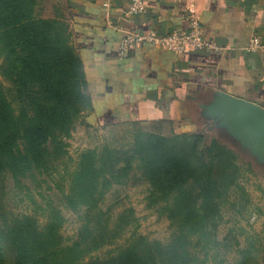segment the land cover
<instances>
[{
    "label": "rangeland",
    "instance_id": "rangeland-1",
    "mask_svg": "<svg viewBox=\"0 0 264 264\" xmlns=\"http://www.w3.org/2000/svg\"><path fill=\"white\" fill-rule=\"evenodd\" d=\"M21 2L24 14L30 17L40 32L47 33L45 43L42 41L45 45L35 50L33 61L36 64L46 63L51 68L53 55L57 53L63 57L60 54L63 49H67L76 58L77 53L72 44L69 21L62 0ZM4 7L0 2V13ZM2 39L0 36L1 41ZM67 69L64 70L66 75ZM14 70L9 67L6 49L0 43V85L7 101H16L13 107L18 115L25 109L26 100L18 97L21 89L16 87L19 80ZM69 70L78 75L72 66ZM13 76L15 77L11 79ZM40 86L41 84L31 85V88L38 91ZM76 88L78 104L76 110L71 113L69 133L62 137L65 155L47 171L36 173L34 178L22 180L18 188H13L10 179L5 180L1 202L4 218L24 216L35 220L40 228H44L48 220L53 218L50 210L54 209L61 219L55 237L60 246H70L79 240L80 230L87 219L90 220L89 228L92 230H96L97 220L111 229L114 228V233L108 237L109 241L82 256L85 264L91 259L106 261L110 257H116L120 251L138 239H142L153 249L158 264H171L172 250H179V247L189 252L187 259L192 260L190 264H264L263 164L256 163L253 157L242 153L223 133L209 132L195 110L188 112L185 116L192 124L193 131L186 134H201L205 138V147L211 140H215L220 147L226 149L224 152L231 155L224 158L222 165L217 164L213 169L219 193L215 202L217 212L208 222L207 229L203 233L197 231L193 234L181 231L177 224L179 218L172 220L169 218L170 214L164 211L165 206L172 202L171 197L160 199L159 195L153 194L141 166L140 155H134L144 143L147 145L150 139H153L158 150L170 157L177 148H182L181 143L184 140L183 137L176 140L174 136L184 133L176 131V134L168 124H92L88 121L90 107L85 90L83 87L79 88V85ZM34 111L35 108L31 111V116H34ZM212 151L217 152L216 149ZM87 152H95L98 157L112 152L114 158L111 161H115L117 167L122 169L134 154L130 168L124 172L123 177H119L118 181L105 190L104 197L98 203L100 209L94 210L93 215H85L84 210L80 211L83 214L74 212L67 207L65 201L72 184L71 176L78 161ZM204 156L208 162V156ZM191 187V181L184 185L187 199H194L196 194ZM100 212L103 216L100 214L97 218V213Z\"/></svg>",
    "mask_w": 264,
    "mask_h": 264
},
{
    "label": "trees",
    "instance_id": "trees-1",
    "mask_svg": "<svg viewBox=\"0 0 264 264\" xmlns=\"http://www.w3.org/2000/svg\"><path fill=\"white\" fill-rule=\"evenodd\" d=\"M0 2L5 6L0 13V36L3 37L0 43L6 49L9 67L16 69L14 72L19 80L16 87L21 89L18 97L26 100L25 109L16 115L13 107L16 101H7L0 85V264H85L82 256L109 241L108 237L114 233V228L97 220L94 231L89 228L90 220L87 219L80 230L79 240L70 246H60L55 237L61 219L54 209L50 210L53 218L48 220L44 228L28 217L4 218L1 202L5 180L10 179L13 188H18L22 180L47 171L65 155L62 137L69 133L71 113L78 104L76 86L85 90V81L78 56L74 58L67 49L60 50L63 57L57 53L53 55L51 68L46 63L36 64L33 61L35 50L45 43L47 33L40 32L30 17L24 14L21 0ZM71 66L78 75L69 70ZM66 68L68 75L64 71ZM37 84H41L40 91H33L31 85ZM87 100L89 106L88 97ZM34 108V116H31ZM182 137V148H177L170 157L158 150L153 139L147 145L144 143L137 150L139 152L133 155H140L141 166L153 194L159 195L160 199L171 197L172 202L164 208L170 214L169 218H179L177 224L181 231L203 233L217 212L215 202L219 189L213 169L217 164L222 165L224 158L231 154L224 152L226 149L215 140L205 147V138L201 134L174 136L176 140ZM213 149L217 152L214 153ZM204 154L208 156V162ZM112 158V152L99 157L95 152H87L82 156L65 196L70 210H84L85 215H93L94 210L100 209L98 203L104 197L105 190L119 177H123L132 163L130 158L122 169L117 167L115 161H111ZM188 181L192 182L191 188L196 191L194 199L186 197L184 185ZM100 214L103 216L100 212L97 218ZM156 251L159 253V249ZM188 256L189 252L182 247L173 249L171 264H190L192 260H188ZM158 263L153 249L138 239L116 257L106 261L91 259L86 264Z\"/></svg>",
    "mask_w": 264,
    "mask_h": 264
},
{
    "label": "crops",
    "instance_id": "crops-1",
    "mask_svg": "<svg viewBox=\"0 0 264 264\" xmlns=\"http://www.w3.org/2000/svg\"><path fill=\"white\" fill-rule=\"evenodd\" d=\"M62 3L82 66L90 123L168 124L175 133L191 132L185 115L195 110L204 124L200 105L216 91L264 109V0H142L145 13L131 17L124 0ZM190 17L216 51L175 54L139 45L119 57L125 31L167 34L185 28ZM253 37L262 45L255 52L248 49Z\"/></svg>",
    "mask_w": 264,
    "mask_h": 264
},
{
    "label": "water",
    "instance_id": "water-1",
    "mask_svg": "<svg viewBox=\"0 0 264 264\" xmlns=\"http://www.w3.org/2000/svg\"><path fill=\"white\" fill-rule=\"evenodd\" d=\"M200 110V117L206 125H210L209 132L223 133L242 153H247L256 163L264 165L262 107L216 91L208 103L200 105Z\"/></svg>",
    "mask_w": 264,
    "mask_h": 264
},
{
    "label": "built area",
    "instance_id": "built-area-1",
    "mask_svg": "<svg viewBox=\"0 0 264 264\" xmlns=\"http://www.w3.org/2000/svg\"><path fill=\"white\" fill-rule=\"evenodd\" d=\"M127 2V16H139L145 13L142 0H124ZM109 7V3H105ZM139 45H150L164 48L175 54H181L186 50L195 52L216 51V43L207 38L198 20L190 17L187 25L183 29L173 30L167 34H160L156 30L150 29L145 32L125 31L119 44V57H126L132 49ZM262 48L256 37L250 40L248 49L251 52Z\"/></svg>",
    "mask_w": 264,
    "mask_h": 264
}]
</instances>
